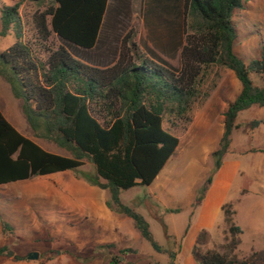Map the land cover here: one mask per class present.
Wrapping results in <instances>:
<instances>
[{
  "label": "trees",
  "instance_id": "obj_1",
  "mask_svg": "<svg viewBox=\"0 0 264 264\" xmlns=\"http://www.w3.org/2000/svg\"><path fill=\"white\" fill-rule=\"evenodd\" d=\"M244 1L183 0L184 45L179 68L156 63L141 51L136 41L139 16L135 8L134 21L121 38L115 62L95 67L72 56L66 44L81 48L94 45L107 0H13V5L3 6L0 34L12 27L15 41L0 50V77L21 100L32 135L68 155L45 150L21 134L0 110V185L76 170L88 160L95 174L84 177L107 190L106 205L131 218L152 249L166 253L168 264H175V253L155 240L148 221L123 204L119 193L135 185H149L174 155L179 138L164 128V117L172 124L173 119L188 124L206 70L218 65L234 73L240 90L226 103L222 134L210 153L212 168L196 189L192 209L203 200L229 150L232 132L238 128V113L264 105V84L258 85L251 78L253 73L264 79V42L258 57L248 63L233 48L238 39L233 15ZM24 2L43 5L29 22L32 34L27 40L23 39L24 21L19 13ZM136 3L134 0V6ZM52 36L60 43H54ZM230 207L231 203L221 207L224 220L230 223L223 243L203 248L207 231L200 230L191 248L194 260L197 264H264V249L237 257L241 228L231 223L235 211ZM0 225L2 233L13 230L1 214ZM5 251L6 247L0 246V256ZM117 259L112 257L108 264H116Z\"/></svg>",
  "mask_w": 264,
  "mask_h": 264
},
{
  "label": "rangeland",
  "instance_id": "obj_2",
  "mask_svg": "<svg viewBox=\"0 0 264 264\" xmlns=\"http://www.w3.org/2000/svg\"><path fill=\"white\" fill-rule=\"evenodd\" d=\"M138 2L139 0L135 6L133 5V8L137 10ZM13 3V0H0V32L2 30L1 8L5 5L11 6ZM38 10H43V5L24 2L19 7L20 16L24 21L22 33L25 40L31 37L32 30L29 22ZM233 21L238 31V39L233 46L234 51L245 63H248L251 59L258 57L260 47L264 42V0L244 1L242 8L234 11ZM51 40L56 44L60 43L56 36H52ZM14 41L15 35L10 27L4 34H0V50L7 49ZM69 47L73 50L71 46ZM251 78L258 85L264 84V79L260 76L255 77L251 73ZM233 81L239 85L238 79L231 70L211 65L202 78L198 96L193 104L200 103L216 87L217 83L222 84L221 89L225 90L232 88ZM21 103L20 99L12 95L8 83L0 77V110L5 118L21 134L29 136L43 146H50L62 155L67 154L64 149L32 135L22 112ZM254 120H258L259 123L252 124ZM172 121L174 124L165 116L163 126L176 135L181 143L177 153L167 161L165 169L172 166V171L177 176L178 173L184 174L183 166L188 160V154L184 151L187 148L185 131L191 121L188 124L177 119ZM213 121L215 125H222V118L220 122L217 117ZM235 122L238 128L232 133L233 152L251 165L253 164V169L251 167L250 172L247 171L241 178V196L234 201L227 202L231 203L230 209L235 211L231 216V223L241 228L235 252L237 257L243 258L254 250L264 249V166L259 162L261 157H264V152L259 151V149H264V105L251 106L239 112ZM211 168L212 161L209 156V170L206 175L210 173ZM94 174L93 165L85 160L84 165L79 169L47 177H33L16 188L10 185H0V214L13 228L10 233H2L0 225V246L6 247L4 255L0 256V264H108L112 257L118 258L116 264H168V255L155 252L150 244L140 237L132 219L127 216L125 217L129 222L124 224L126 238L119 244L109 242L102 245L81 246L71 238L69 193H87L91 187H97L88 183L84 177V175L93 176ZM238 184L235 185L238 186ZM168 185L169 187L173 185L178 193L186 188L185 180L181 176L173 181L168 179ZM149 193L150 188L147 185H135L121 190L119 197L123 204L134 208L144 216L150 224V231L155 240L161 242V218L157 217L161 224L153 221L152 213L146 203L142 205V208L149 212L150 219L134 207V204L149 196ZM180 208V203L168 200V214L164 217L168 219V223L175 224L178 229L183 228L187 220V209L179 211ZM229 224L223 220L208 230L202 247L213 248L223 243L224 237L228 234ZM135 233L137 237H134ZM168 235L161 245L175 253V264H183L182 260L189 255V250L183 245L180 255L181 239L170 235L169 232ZM108 244L112 246H105ZM9 250L13 252L12 255L8 254ZM33 251L38 252V258L28 259L27 255ZM17 256L22 259L16 260Z\"/></svg>",
  "mask_w": 264,
  "mask_h": 264
},
{
  "label": "crops",
  "instance_id": "obj_3",
  "mask_svg": "<svg viewBox=\"0 0 264 264\" xmlns=\"http://www.w3.org/2000/svg\"><path fill=\"white\" fill-rule=\"evenodd\" d=\"M133 5L134 0H107L94 45L91 48H81L68 44L67 50L72 56L90 66L107 67L114 63L119 54L121 38L130 28L136 15ZM138 6L139 30L136 41L139 48L150 60L179 68L180 52L184 45L183 0H139ZM221 85L217 83L200 103H192V120L185 131L187 148L184 151L188 154V160L183 166L184 174L178 173L176 176L172 166L165 169L166 162L155 179L147 185L150 188L149 196L134 204L136 209L141 210L147 219H150L149 212L142 208L146 203L152 213L151 219L158 221L157 217H160L167 235L169 232L170 235L181 239L180 255L183 245L189 250V255L182 260L183 264H197L191 254V248L198 232L202 229L211 230L224 220L222 205L241 196V178L247 171L250 172L253 166L233 152L232 135L229 150L223 158L221 167L214 174L201 203L192 209L195 189L202 183L209 170L210 153L216 149L222 134V125H215L213 119L217 117L218 122L221 121L227 101L233 100L240 90V83L238 85L236 81H233L232 88L225 90L221 89ZM180 143L179 139L175 153ZM39 145L47 151L60 154L50 146ZM259 162L264 166V157H261ZM68 171L70 170L36 177H47ZM178 175L183 177L186 183V188L180 193L173 185L170 187L168 185V179L173 181L179 177ZM32 178L20 183L9 182L3 185L16 188ZM236 183H239L238 186ZM108 198L107 190L99 187H91L87 193H69L70 236L78 245L95 246L109 242L119 244L125 240L124 224L129 221L126 215L106 205ZM168 200L180 203L179 211L187 209V220L183 228L178 229L175 224L168 223V219L164 218L168 214ZM161 229L162 239L158 243L163 244L166 234L162 224ZM137 236L135 233L134 237Z\"/></svg>",
  "mask_w": 264,
  "mask_h": 264
},
{
  "label": "water",
  "instance_id": "obj_4",
  "mask_svg": "<svg viewBox=\"0 0 264 264\" xmlns=\"http://www.w3.org/2000/svg\"><path fill=\"white\" fill-rule=\"evenodd\" d=\"M8 254H9V255H12L13 252L9 250V251H8ZM27 258H28V259H31V260H33V259H37V258H38V252H36V251L30 252V253L27 255Z\"/></svg>",
  "mask_w": 264,
  "mask_h": 264
}]
</instances>
